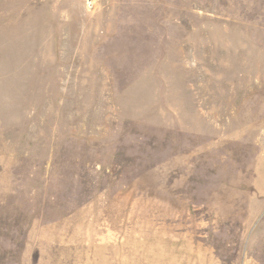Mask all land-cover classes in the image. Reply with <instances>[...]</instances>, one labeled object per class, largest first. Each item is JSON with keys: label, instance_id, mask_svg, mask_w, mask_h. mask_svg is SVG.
<instances>
[{"label": "rangeland", "instance_id": "obj_1", "mask_svg": "<svg viewBox=\"0 0 264 264\" xmlns=\"http://www.w3.org/2000/svg\"><path fill=\"white\" fill-rule=\"evenodd\" d=\"M0 264H264V0H0Z\"/></svg>", "mask_w": 264, "mask_h": 264}]
</instances>
